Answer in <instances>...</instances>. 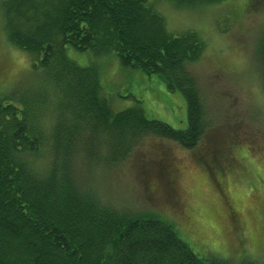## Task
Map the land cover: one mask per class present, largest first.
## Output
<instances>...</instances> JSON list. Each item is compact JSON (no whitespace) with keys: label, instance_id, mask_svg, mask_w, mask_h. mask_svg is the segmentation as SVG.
<instances>
[{"label":"trees","instance_id":"16d2710c","mask_svg":"<svg viewBox=\"0 0 264 264\" xmlns=\"http://www.w3.org/2000/svg\"><path fill=\"white\" fill-rule=\"evenodd\" d=\"M158 1L196 11L230 0L1 2L8 43L30 56L40 78L34 94L0 100V264H254L200 256L171 223L121 213L80 184L76 162L113 164L148 137L192 151L211 128L188 71L201 59L204 39L168 31ZM78 55L87 57L85 66ZM109 57L178 92L186 128L148 119L134 97L133 106L115 110L100 68ZM255 58L264 87V33ZM104 140L109 152H97ZM125 141L124 152H110L122 147L112 142Z\"/></svg>","mask_w":264,"mask_h":264},{"label":"rangeland","instance_id":"374dc122","mask_svg":"<svg viewBox=\"0 0 264 264\" xmlns=\"http://www.w3.org/2000/svg\"><path fill=\"white\" fill-rule=\"evenodd\" d=\"M156 8L171 33L191 30L204 39L205 51L188 71L211 128L192 151L148 137L113 164L76 162L80 184L121 213L171 223L200 256L264 264V87L255 58L264 0H230L196 11L158 1ZM75 58L79 66L87 64L86 56ZM112 59L100 68L115 110L133 106L134 97L148 119L186 128L178 92L170 94L156 76L122 70ZM39 78L30 56L8 43L0 16V100L34 94ZM112 143L122 147L110 152L122 153L127 141ZM100 144L97 152H109L106 140ZM192 234L196 238L189 239Z\"/></svg>","mask_w":264,"mask_h":264}]
</instances>
